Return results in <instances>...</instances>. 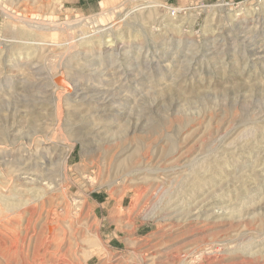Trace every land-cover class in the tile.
Listing matches in <instances>:
<instances>
[{"label": "rangeland", "instance_id": "rangeland-1", "mask_svg": "<svg viewBox=\"0 0 264 264\" xmlns=\"http://www.w3.org/2000/svg\"><path fill=\"white\" fill-rule=\"evenodd\" d=\"M152 1L0 0V264H264V0Z\"/></svg>", "mask_w": 264, "mask_h": 264}, {"label": "bare ground", "instance_id": "bare-ground-1", "mask_svg": "<svg viewBox=\"0 0 264 264\" xmlns=\"http://www.w3.org/2000/svg\"><path fill=\"white\" fill-rule=\"evenodd\" d=\"M145 2L146 3H151V2H154V1H152V0H145ZM153 4H149V5H144L143 4V6L142 7H149V6H152ZM157 5V4H156ZM32 17L30 18V19H26V21L27 22H31L32 20ZM39 21H40V19H39ZM32 24V23H31ZM35 24H36V22H35ZM41 24L44 26V28H45V25L46 24H50V23H46L45 21H42L41 22ZM38 25V24H37ZM51 25V24H50ZM31 26V25H30ZM33 27V26H32ZM35 27V26H34ZM46 27H48V26H46ZM37 28V27H36ZM34 29V28H33ZM104 30H106V28H104V29H102V31H104ZM92 32V31H91ZM94 32V31H93ZM83 36V35H82ZM92 36V35H91ZM62 64V63H61ZM76 87V86H75ZM87 97V96H86ZM19 175H20V173H19ZM22 176V175H21ZM26 176V175H25ZM29 176V175H28ZM30 177V176H29ZM25 178V177H24ZM49 186V185H48ZM47 188V187H46ZM12 193V192H11ZM39 194V193H38ZM13 197H15V196H13ZM12 199V198H11ZM53 200V199H52ZM9 204V203H8ZM12 205L14 204L13 202L11 203ZM1 211V210H0ZM2 212V211H1ZM37 212V211H36ZM67 212V211H66ZM38 214H41V213H39L38 212ZM7 218V217H6ZM1 219H3V218H1ZM0 219V220H1ZM49 221V220H48ZM51 221V220H50ZM3 224V223H2ZM4 226V225H3ZM1 227V226H0ZM47 230L52 234L54 231H55V224L53 223V222H48L47 223ZM0 231H1V229H0ZM64 233V232H63ZM2 235V234H1ZM47 235H49V234H47ZM63 235H67V234H63ZM53 236V235H52ZM56 236H58V235H56ZM3 237V236H2ZM64 237V236H63ZM11 238V237H10ZM65 238H67V237H65ZM57 240H58V238H56ZM3 240V239H2ZM53 240V239H52ZM10 241V240H9ZM46 241V240H45ZM55 241V240H54ZM7 242V241H6ZM7 245V244H6ZM6 245H5V247H6ZM60 245H61V243H60ZM1 246V248L3 247L2 245H0ZM46 246V245H45ZM45 248V247H44ZM7 249V248H6ZM48 249V248H47ZM7 251V250H6ZM5 252V251H4ZM15 252H17V250L15 251ZM54 253V252H53ZM203 253V252H202ZM5 254V253H4ZM64 254V253H63ZM4 256V255H3ZM51 256V255H50ZM60 256H61V254H60ZM55 257V256H54ZM63 257V256H62ZM211 257V256H210ZM66 258V257H65ZM15 259V258H14ZM60 259V258H59ZM198 259V258H197ZM44 260V259H43ZM56 260V259H55ZM62 260V259H61ZM211 260V259H210ZM219 260V259H218ZM5 261V260H4ZM213 262V261H212ZM38 263V262H37ZM60 263V262H59ZM58 263V264H59ZM9 264V263H8ZM36 264V263H35ZM64 264V263H63ZM71 264V263H70ZM73 264V263H72ZM223 264V263H222Z\"/></svg>", "mask_w": 264, "mask_h": 264}, {"label": "built area", "instance_id": "built-area-1", "mask_svg": "<svg viewBox=\"0 0 264 264\" xmlns=\"http://www.w3.org/2000/svg\"><path fill=\"white\" fill-rule=\"evenodd\" d=\"M170 12L172 15H177L179 13V9L176 7L170 8Z\"/></svg>", "mask_w": 264, "mask_h": 264}]
</instances>
